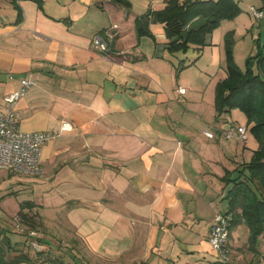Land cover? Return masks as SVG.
I'll list each match as a JSON object with an SVG mask.
<instances>
[{
  "label": "crops",
  "instance_id": "obj_1",
  "mask_svg": "<svg viewBox=\"0 0 264 264\" xmlns=\"http://www.w3.org/2000/svg\"><path fill=\"white\" fill-rule=\"evenodd\" d=\"M130 1L127 14L111 0H17L19 18L12 0H0V105L30 77L35 84L17 104L21 130L53 132L63 120L72 123L44 145V173L34 177L59 199L48 216L29 198L46 226L38 241L54 248L56 237L73 248V264L221 262L211 226L217 212H227L232 179L259 143L252 134L246 141L219 134L232 123L250 125L238 108L217 113L216 86L227 75L220 45L213 39L192 63L166 48L163 23L150 25L154 37H138L136 16L168 0H147L140 10ZM113 24L106 56L92 38ZM179 65L188 66L178 74ZM240 225L230 237L239 257L228 261L245 264L253 260L239 251Z\"/></svg>",
  "mask_w": 264,
  "mask_h": 264
},
{
  "label": "trees",
  "instance_id": "obj_2",
  "mask_svg": "<svg viewBox=\"0 0 264 264\" xmlns=\"http://www.w3.org/2000/svg\"><path fill=\"white\" fill-rule=\"evenodd\" d=\"M12 1L19 8L17 0ZM111 1L123 7L127 14L132 9L130 0ZM240 10L237 0H168L162 10L149 9L138 14L135 18V28L138 37L144 35L154 37L150 25L156 22L163 23L167 37L166 48L169 52L186 53L191 45H195L200 51L210 44L209 33L219 26L222 20L237 16ZM18 11L20 18V8ZM254 59L258 60V70L252 66ZM188 65L177 66V73ZM246 65L245 70L237 65L233 41L226 38L224 68L227 75L216 86V110L218 115L231 112L235 108L243 111L251 125V132L259 143L252 159L240 169L239 175L232 179L233 185L226 195L227 212L232 213L231 234L236 226L245 223L249 228V247L255 249L259 237L264 235V42L258 54L247 59ZM38 206L32 199L20 201L16 216L20 227L35 232L45 231L43 218L36 210ZM15 246L6 230L0 228V264L21 262L66 264L57 259L44 258L39 261L38 257L16 249ZM10 251L15 252L12 257H9ZM38 254H41V251ZM214 264L240 263L219 261Z\"/></svg>",
  "mask_w": 264,
  "mask_h": 264
},
{
  "label": "rangeland",
  "instance_id": "obj_3",
  "mask_svg": "<svg viewBox=\"0 0 264 264\" xmlns=\"http://www.w3.org/2000/svg\"><path fill=\"white\" fill-rule=\"evenodd\" d=\"M133 1L135 2V7L137 10H140L141 8H148L149 3L147 0ZM238 3L241 8L239 14L231 19L222 20L219 26L209 33L208 41L209 43H213L212 40L214 39V42L216 43L214 47L218 49L217 47L220 45L221 51H225L226 38L232 39L235 62L242 70H245L247 66V59L250 56H256L259 52L260 46L264 42V19L260 24V22L249 13V9L251 6L264 9V0H239ZM111 13L112 20L114 22L117 21V16H119V14H117L115 11H112ZM183 54L186 60H193L199 54L198 48H196L195 45H191L188 51ZM201 58L202 56L198 60ZM253 62V68L258 70V60L254 59ZM222 69L223 68H221V70ZM250 128L251 125H249V134H252ZM6 173L7 172L5 170L0 171V228H4L6 230L14 245L18 243L19 247H22L20 249L21 251L32 253V256L38 257L39 261H42L44 258L57 259L63 261L66 264H73V248L64 249V243L62 241H58L56 237H53L55 241V245L53 246L54 248H43L40 245V247L36 249L27 243V241L29 242V239H27V234L29 231L21 230L16 218L20 201L29 198H33L37 202L44 204L43 211L46 213V215L54 216V206L58 204V196L56 200V197L54 198L53 195H50L49 191L45 189L40 180L37 178L34 179V177L30 176H28V178H22L20 175H14L15 173L13 172L11 173L13 175H11L9 178ZM55 200L56 203L54 202ZM53 204L55 205L53 206ZM224 205H226V200ZM36 210L39 211V208H36ZM235 235L240 238H237L241 245L239 251L244 250L246 253H248L254 263L264 264V235L259 237V242L257 243L255 249H251L249 247V228L246 224L241 223V225L236 228ZM68 236L73 237L70 234H68ZM40 237L41 236H39L37 233L35 240L39 242L38 238ZM212 249L214 253H217V250L214 248ZM40 251L41 254L37 255V253ZM233 252L234 251L232 249L229 251V260H233L234 256L239 257V254L233 255ZM75 253H80L83 255L84 250L82 252L80 249V251L78 250V252ZM47 264H53V262H49Z\"/></svg>",
  "mask_w": 264,
  "mask_h": 264
},
{
  "label": "built area",
  "instance_id": "obj_4",
  "mask_svg": "<svg viewBox=\"0 0 264 264\" xmlns=\"http://www.w3.org/2000/svg\"><path fill=\"white\" fill-rule=\"evenodd\" d=\"M251 14L260 20L264 11L255 7L250 8ZM117 24L96 33L92 38L93 47L106 56H110V46L114 39V30ZM35 84L30 77L20 79L18 88L4 96V103L0 105V171H12L20 175L39 177L44 173L42 151L44 145L62 132L71 128L72 123L63 120L58 131H23L19 126L21 113L17 108L19 101L26 95L29 88ZM179 93L184 94L186 87L180 86ZM206 136L214 138L216 132L206 129ZM219 134L226 139L246 141L249 137L247 125L232 123L228 127L219 129ZM231 212H217L211 226L209 242L217 250L221 261L229 260V241L231 235ZM21 230L27 229L21 227ZM29 244L38 249L40 247L34 236L37 232L28 230ZM27 233V232H26Z\"/></svg>",
  "mask_w": 264,
  "mask_h": 264
}]
</instances>
